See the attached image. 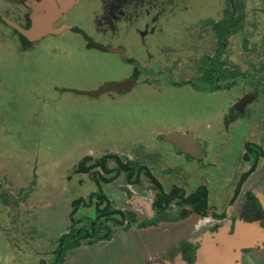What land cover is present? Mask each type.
I'll use <instances>...</instances> for the list:
<instances>
[{
  "label": "rangeland",
  "instance_id": "rangeland-1",
  "mask_svg": "<svg viewBox=\"0 0 264 264\" xmlns=\"http://www.w3.org/2000/svg\"><path fill=\"white\" fill-rule=\"evenodd\" d=\"M52 1L0 0V14L8 19L19 11L33 16ZM240 2L243 28L230 35L220 57L222 69L234 74L221 85L234 78L237 82L216 95L198 92L191 83H204L200 60L216 55L211 22L223 18L226 0H188L187 9L182 6L168 15L162 36L151 39L153 60L148 67L153 82L139 78L133 93L121 97L92 98L62 90L97 88L104 81L130 76L131 65L88 49L83 41L60 43L67 36L82 40L70 32L48 36L32 50L22 51L12 28L0 23V264H51L59 236L71 225L66 190L72 187L75 192L77 185L86 195L93 188L90 177L75 170L84 156H91L88 164H94L113 152L122 163L147 154V165L165 183L171 175L162 172L181 164L159 136L191 129L203 148V161H212L214 168L201 176H181V182L186 179L191 189L204 183L212 203L231 195L233 176L250 167L232 155L242 156L245 143L264 148V0ZM132 53L127 50L125 56ZM137 54V65L146 67L145 53ZM252 93L255 100L235 123L243 127H234L230 136L219 127L222 132L215 137L211 124H219L230 104ZM261 166L263 170L264 163ZM93 171L103 173L99 167ZM77 209L79 216L95 215L92 208ZM122 233L118 229L110 242L68 251L63 264H146L148 249ZM243 264H264V252L250 254Z\"/></svg>",
  "mask_w": 264,
  "mask_h": 264
},
{
  "label": "flooded vegetation",
  "instance_id": "flooded-vegetation-1",
  "mask_svg": "<svg viewBox=\"0 0 264 264\" xmlns=\"http://www.w3.org/2000/svg\"><path fill=\"white\" fill-rule=\"evenodd\" d=\"M187 1L73 0L72 4L66 10H63L61 8L63 0H54L42 6L40 13H35L33 16H25L24 12L19 11L12 18L10 17L11 19L9 18L19 27L29 30L34 26L33 17L36 15L45 14L50 17L51 32H47L34 40L21 37L16 29L1 19L0 23L12 28L22 51L32 50L45 41L48 36L56 37L63 35L65 32H70L71 35H76L82 40L71 41L70 37L67 36L59 42L69 44L83 41L88 49L113 54L121 63L131 65L132 73L130 76L121 77L126 73L124 69L121 71L120 79L104 81L97 87L98 89L105 83L122 81L127 78L135 79L130 92L118 93L112 90L101 94L110 97H121L133 93L137 88L139 78H144V81L147 82H153V78L150 76L152 73L148 67V62L153 60L150 53L153 48L151 39L162 36V24L165 23L164 21L168 15L173 14L176 9L182 6L181 9H187ZM74 22H80V25H76ZM127 50L133 52L132 57L125 56ZM141 50L145 53L147 59L144 68L142 64L137 65L140 63L137 60V53ZM213 60H216V55ZM132 63L135 65H132ZM229 74L232 78L233 73L228 72L227 75ZM215 76L216 74H214V78H216ZM232 82H227L231 83L229 87L218 90L202 91L194 87L193 89L198 92L216 95L219 91L229 90L235 84ZM249 95H251L249 101L251 103L255 100L256 94ZM249 102L240 109L235 108L238 102L230 104L227 108L228 114L226 113L228 116L219 124L218 120H216L215 125L211 124V128L212 126L215 127L214 136L217 137L218 134L220 136L222 131L219 127H222L223 132L229 136L234 127H243V124L235 126V123L244 115L246 105ZM205 126H208V124ZM173 133L190 135L199 144L201 156L199 158L193 157L179 150L172 142L162 139V135ZM192 133L194 134L191 129H185L160 134L159 139L170 144L171 156L181 159L178 163L181 164L180 166L168 167L165 172H162V174L167 172L171 175L170 180H165L166 184L155 177L153 172L156 169L149 168L147 165L149 158L147 154L122 163V158L113 152L99 157L94 164L87 163L88 170L85 173L87 177H90L93 188L89 190L87 201L82 207L84 209L92 208L95 215L93 217L85 216V221L82 220V222H86L87 219L88 221L102 222L104 227L110 230L112 238L122 226L134 225L139 219H146L144 227H141L142 229L147 228L152 233L158 234L163 231L162 225L164 223L178 221L183 223L185 219L189 218L190 214H193L195 217L190 219L191 221H187L180 228V231L185 230L190 234H194L193 238L195 240L201 239V244H206L216 250L214 256L206 257L205 264H243L250 254L264 252V169L261 170V165L264 163V148L257 142L245 143V150L243 153L241 152L242 156L238 152L232 155L235 156L233 159L237 158L238 162L250 165V167L245 172L233 176V183L228 186L232 191L228 198L222 202L212 203L209 200V190L204 183L191 189V184L185 183L186 179L183 182L180 180L181 176L188 177L190 174L201 176L208 172V169L214 168L212 161H203V148ZM249 144H251L253 152L248 150ZM193 162L198 164V167L190 168V165L188 166ZM109 163H113L114 166L110 167ZM93 167H99L103 173L93 171ZM255 172L257 176L248 180ZM134 196L146 199L145 202L150 205L149 212H146L145 209L140 214L136 212L137 210L134 209ZM234 209L235 213L232 214ZM224 222L228 224L223 230H219V228L224 227ZM154 253L155 261L150 258L151 261L154 264H160L159 262L164 260L165 252L158 248ZM194 258L193 253L188 254V250H186L183 253L182 260L185 264H193Z\"/></svg>",
  "mask_w": 264,
  "mask_h": 264
},
{
  "label": "trees",
  "instance_id": "trees-1",
  "mask_svg": "<svg viewBox=\"0 0 264 264\" xmlns=\"http://www.w3.org/2000/svg\"><path fill=\"white\" fill-rule=\"evenodd\" d=\"M227 7L224 10V16L219 21H212V31L214 32V37L216 39V60H213V57L204 56L200 60L199 69L202 73L200 80L204 83L199 85L198 83L192 82V86L198 90L202 91H211L218 90L221 88H227L231 83H225L220 85L221 82H226L230 78V75H227V70L222 69L224 64L223 61H220L221 54L223 53L224 48L228 44V38L230 35L236 34L240 29L243 28V19L244 14L241 12L242 3L240 0H226ZM264 66L260 68L263 70ZM216 74V78H214ZM234 75V74H233ZM237 79L234 78L232 83H236ZM207 87V88H205ZM248 150L253 152L251 144L248 145ZM105 157V156H104ZM91 160V157L86 156L82 158L76 166V172H85L88 170V162ZM104 160V159H103ZM144 167V166H143ZM77 205V204H75ZM85 221V219L78 220L70 226L68 231L62 234L58 240V246L54 253V259L51 261V264H63L65 262V257L68 251H71L77 247H80L83 244H91L95 241L100 240H109L111 238V232L109 229H106L102 222L95 221ZM77 223H80L79 225Z\"/></svg>",
  "mask_w": 264,
  "mask_h": 264
},
{
  "label": "crops",
  "instance_id": "crops-1",
  "mask_svg": "<svg viewBox=\"0 0 264 264\" xmlns=\"http://www.w3.org/2000/svg\"><path fill=\"white\" fill-rule=\"evenodd\" d=\"M115 82H120V81H115ZM133 85H134V83H133ZM132 86L127 91H123V92L117 91V92L118 93L130 92L132 89ZM96 90H97V88H94L91 90H80V91H96ZM64 91H70V90H68L66 88V89L62 90V92H64ZM70 92H72V91H70ZM101 94H99L98 96H89V97L99 98V96ZM78 95H86V94H78ZM86 96H88V95H86ZM174 158H175L176 162H178V163L180 162L179 160H181L177 157H174ZM77 173L78 174H86L85 172H77ZM256 176H257V174L255 172L253 175H251L248 178V180H251ZM73 179L71 180V182L73 181ZM95 183H96V181H95ZM71 188L66 190L67 191L66 195L68 194L71 197V203H70V206H68L71 210L69 211L68 217H69L71 225H72L75 222H78V220H81L85 217V216H79L78 215L79 209H77V207L82 206L87 201L86 198H87L88 193H90V192L88 191L87 194L85 195L83 190L81 189V187H77V185L74 186L75 192H72ZM134 198H135L134 209L137 210L136 211L137 213H139V214L142 213L143 209H145L146 212H149L150 205H149V203L145 202V200H146L145 198H140L137 196H134ZM75 204H77V207H75V209H74ZM64 206H65V204H64ZM234 213H235V209L233 210L232 214H234ZM188 217L189 218L185 219L183 221V223H180V221L172 222V223H164L162 225L163 231L159 232L158 234L152 233L151 230H149L147 228L142 229L141 227L142 226L144 227V225L146 223L145 222L146 219H139V221L137 223H135L134 225H131L129 227L122 226L121 227V229L123 231L122 234H126L129 236L136 237L139 240V245L141 247H145L148 249V252H146L145 257H144L146 264H150V263L154 264V262H152L149 257H151V254H153V252L156 251L158 248L162 249L165 252V256L163 257L164 260L163 261L161 260L159 262L160 264H162V263H164V264H185V262L182 259H183V253L186 250H188V254L193 253V258L195 257L193 264H199V263L205 264L206 257L214 256V254L216 253V250L214 248H212L211 246H207L206 244H204V245L201 244L200 243L201 239L195 240L193 238L194 234H190V233H188V231L186 232L185 230L180 231V228L183 227V225L187 221H191L190 219L194 218L195 216L193 214H190ZM180 224H182V226H180ZM223 224H224V227L219 228V230H223L228 223L224 222ZM111 240H113V237L106 242H110ZM84 247L85 246L79 247L76 250L82 251V248H84ZM70 257H73L72 254ZM152 259L155 261L154 256Z\"/></svg>",
  "mask_w": 264,
  "mask_h": 264
},
{
  "label": "water",
  "instance_id": "water-1",
  "mask_svg": "<svg viewBox=\"0 0 264 264\" xmlns=\"http://www.w3.org/2000/svg\"><path fill=\"white\" fill-rule=\"evenodd\" d=\"M73 0H64L61 8L66 10V8L72 4ZM0 19L5 21L8 25L12 26L17 32L20 34L21 37L26 38L28 40H34L39 38L41 35L51 32L50 29V21L51 18L46 16L45 14H39L33 17L34 19V26L31 29L25 30L19 27L16 23L10 21L7 17L0 14ZM135 79L127 78L120 82H110L105 83L100 86L96 91H80L74 89H68L72 92L77 94H86L88 96H98L101 93L109 92L112 90L123 92L127 91L131 88ZM251 99V95L245 96L241 98L238 103L235 105V108H241ZM162 139L165 141L172 142L179 150L190 154L193 157L199 158L201 156V148L199 144L188 134L184 133H173V134H164L162 135Z\"/></svg>",
  "mask_w": 264,
  "mask_h": 264
}]
</instances>
